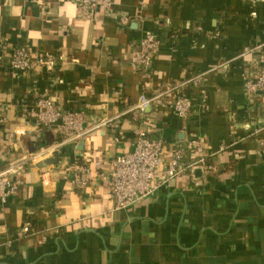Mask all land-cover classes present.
Here are the masks:
<instances>
[{"label":"crops","instance_id":"0c3cea01","mask_svg":"<svg viewBox=\"0 0 264 264\" xmlns=\"http://www.w3.org/2000/svg\"><path fill=\"white\" fill-rule=\"evenodd\" d=\"M77 1L0 0V168L26 160L0 207V264H264V94L243 85L264 49V0H113L108 12ZM145 32L158 41L148 73L132 64ZM19 47L53 68L9 70ZM160 92L190 98V116L134 111ZM46 97L81 113L87 133L37 125ZM140 130L164 142L165 160L201 137L213 169L115 210L93 162L131 152ZM84 162L79 186L71 167Z\"/></svg>","mask_w":264,"mask_h":264},{"label":"built area","instance_id":"2783aa9c","mask_svg":"<svg viewBox=\"0 0 264 264\" xmlns=\"http://www.w3.org/2000/svg\"><path fill=\"white\" fill-rule=\"evenodd\" d=\"M77 3L83 9L99 5L106 12L113 6V0H78ZM157 51L156 37L151 32H145L138 48L132 54L134 68L148 73ZM254 53L256 72L251 77L246 76L243 83L248 96H254L259 92L264 94L263 47H257ZM54 64V59L51 57L33 56L25 47H19L9 58L8 68L11 71L23 72L34 65L52 69ZM200 83L201 76H196L192 80L194 86ZM167 95V92H160L151 97L142 94L134 111L143 114L152 106L169 112L180 120H186L194 108L192 100L185 95L175 97ZM36 107L38 111L33 115L36 124L44 128L58 127L63 139L78 140L88 131L81 113L60 110L52 97L39 98ZM203 146V139L192 135L185 143L173 144L168 150L170 158L165 160L167 150L164 142L150 137L147 130H140L131 152L113 158L109 164L94 161L93 165L96 170L104 174L114 209L125 210L140 200L154 196L162 186L179 174L187 173L192 176L196 169L211 171L213 167L208 163ZM223 150H225L224 146L219 148V151ZM25 161L24 158L9 161L5 167L0 168V207L5 204L9 196L16 194L18 175L25 172ZM71 171L76 172L74 182L79 186H85L91 177V169L86 162L71 167ZM21 232L27 233L28 228L24 227Z\"/></svg>","mask_w":264,"mask_h":264}]
</instances>
